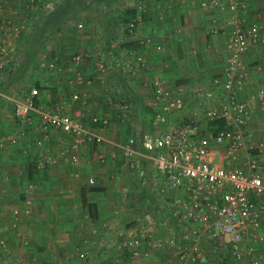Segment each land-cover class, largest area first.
<instances>
[{
	"label": "crops",
	"instance_id": "obj_1",
	"mask_svg": "<svg viewBox=\"0 0 264 264\" xmlns=\"http://www.w3.org/2000/svg\"><path fill=\"white\" fill-rule=\"evenodd\" d=\"M64 1V10L75 12L74 16L49 33L22 77L10 73L23 61L20 37H9L18 61L0 74V264H170L173 248L165 245L146 255L145 242L133 257L123 235L128 227H136L146 241L164 236L167 210L156 195L163 187L162 177L142 141L181 120L180 113L173 111L163 124L156 121L152 84L162 78L165 85L180 87L185 112L197 108L198 117H203L204 108L211 107L220 93L213 78L221 76L226 65L229 15L202 9L200 0H144L142 10L137 9L140 0H111L110 4L4 0V8L14 24H24L32 34L37 27L49 25L51 19L46 17ZM82 5L90 14L85 20H81ZM122 7L132 8L140 17L138 36L122 35L121 24L108 26L115 24ZM212 17L222 26L218 34L210 32ZM247 18L264 19V0H249ZM147 38L149 42L143 44ZM81 52L88 56L74 67L72 57ZM54 56L63 67L60 72L47 67ZM243 59L249 69L245 91H264V44L249 47ZM98 61L107 65L106 76L98 70ZM77 70L90 83L77 82ZM32 87L38 89L37 109L21 123L9 98L20 97ZM75 93L78 99L70 100ZM122 100L132 107L126 120L119 117ZM250 104L248 127L255 139H262L264 97ZM58 105L80 117L102 136L103 143L83 142L72 149L70 136L53 127L44 130L39 112ZM92 116L107 117L109 125H93ZM6 137L15 138L16 144ZM129 137L138 141L134 167L122 153ZM29 166L37 169L31 178ZM180 192L169 189L165 194L180 196ZM83 199L96 205V218L90 217ZM255 251L264 256V245H257Z\"/></svg>",
	"mask_w": 264,
	"mask_h": 264
},
{
	"label": "built area",
	"instance_id": "obj_2",
	"mask_svg": "<svg viewBox=\"0 0 264 264\" xmlns=\"http://www.w3.org/2000/svg\"><path fill=\"white\" fill-rule=\"evenodd\" d=\"M143 1H139L137 9L144 8ZM248 5L249 0H200L202 9L226 11L232 25L225 42L227 58L223 74L213 78L220 93L211 107L204 108L203 117H198L197 108L185 112L180 87L167 86L162 78L152 84L151 106L156 121L163 124L168 115L178 111L181 122L171 123L142 141L162 177L163 187L157 189L156 195L164 203L167 219L162 238L146 241L141 229L124 230L125 246L133 257L140 254L139 247L146 242V255L165 245L173 248L170 264H217L220 255L230 258L231 264H264V256L255 251L257 245H264V137L255 139L248 127L253 113L250 101L262 99L264 91H245L249 69L243 59L249 47L264 44V19L249 20ZM139 18L122 23V35L138 36ZM212 22L210 32L220 33L222 26L218 19L212 17ZM24 29V24L12 22L6 14L4 0H0V74L17 65V50L9 37H18ZM148 42V38L142 41ZM87 56L82 52L74 54V67L78 68ZM47 67L57 72L63 69L58 56L52 57ZM97 68L106 76L104 62L98 61ZM76 81L90 83L78 70ZM37 95L38 89L32 87L20 97L9 98L13 115L21 123L27 122L36 111ZM71 99H78V94H73ZM131 109L130 103L120 101L119 117L128 119ZM39 114L44 130L53 127L71 137L72 149L83 142L103 143L101 135L86 126L80 117L67 113L64 106ZM90 120L100 128L109 125L105 116H92ZM215 121H220L222 127L209 129L208 124ZM7 139L13 145L17 142L15 138ZM137 142L135 137H129L122 149L132 167ZM68 150L62 149V153ZM69 154L71 159H76L74 153L69 151ZM169 189L183 194L168 196L165 192ZM202 240L207 244L203 245Z\"/></svg>",
	"mask_w": 264,
	"mask_h": 264
},
{
	"label": "trees",
	"instance_id": "obj_3",
	"mask_svg": "<svg viewBox=\"0 0 264 264\" xmlns=\"http://www.w3.org/2000/svg\"><path fill=\"white\" fill-rule=\"evenodd\" d=\"M89 1L91 3L93 2V0H89ZM103 1L109 4L111 2V0H103ZM66 3L67 1H64V3H62L61 6L57 8V10H54L52 13L49 14V16L46 17V21H48V19H51V22L48 25L50 27V30H48L47 28L48 26L47 27L41 26L39 28L37 27L32 34H28L24 38L22 37L19 40L18 46H19V50L23 52V55H24L23 61H21L20 66H16V68L12 69L10 73L14 74L15 76L22 77L25 74V71L29 69L31 63L34 62L37 50H39V48L43 45L44 40L49 36V33H51L52 30L56 29L58 25L62 21H64L66 18L74 16L73 14L75 12L72 13V11L64 10L65 5H67ZM86 10L87 9H85L84 5H82L81 6V20H85L86 18L90 16V14L85 12ZM107 13L109 12L107 11ZM116 17L117 19L114 20L115 24L111 23L110 25H108L109 27L112 28L114 26L113 28H119L120 24L130 19L135 18V10H133L132 8H128V7H122ZM37 97L38 95L35 97V101L38 100ZM221 127H222V124L220 121H215V122L208 124L209 129H218ZM31 167L32 166L28 167V172H27L29 178L34 176L35 173L37 172V169L35 168V166L33 168ZM83 204L88 209L90 217L92 219L96 218L95 217L96 216V205L94 203L86 201L85 199H83ZM204 244L206 245L207 243L205 242L203 243V245ZM216 259H217V264H231V259L228 257L221 258V255H220Z\"/></svg>",
	"mask_w": 264,
	"mask_h": 264
},
{
	"label": "rangeland",
	"instance_id": "obj_4",
	"mask_svg": "<svg viewBox=\"0 0 264 264\" xmlns=\"http://www.w3.org/2000/svg\"><path fill=\"white\" fill-rule=\"evenodd\" d=\"M27 3H28V1H27ZM17 24V23H16ZM27 31V28H26V26H25V29H24V31L22 32V33H20V35L18 36V37H20L19 38V40L23 37H25L26 35H28L29 33L28 32H26ZM17 37V38H18ZM154 236V235H153ZM153 239V238H152Z\"/></svg>",
	"mask_w": 264,
	"mask_h": 264
}]
</instances>
